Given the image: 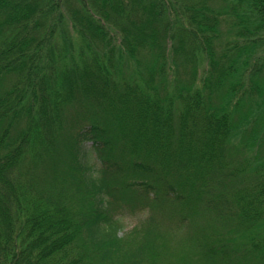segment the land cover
<instances>
[{
    "label": "trees",
    "instance_id": "obj_1",
    "mask_svg": "<svg viewBox=\"0 0 264 264\" xmlns=\"http://www.w3.org/2000/svg\"><path fill=\"white\" fill-rule=\"evenodd\" d=\"M212 1L0 0V264H264V0Z\"/></svg>",
    "mask_w": 264,
    "mask_h": 264
},
{
    "label": "rangeland",
    "instance_id": "obj_2",
    "mask_svg": "<svg viewBox=\"0 0 264 264\" xmlns=\"http://www.w3.org/2000/svg\"><path fill=\"white\" fill-rule=\"evenodd\" d=\"M216 8H218L220 5L221 7H223V4H219V2L217 0H213L211 2ZM212 5V6H213ZM224 19V17H221ZM223 25H225V23L223 22ZM222 41H221V45L224 44L225 41V37L222 36ZM248 155L251 153L250 151L246 152ZM149 211L148 208H145L143 210H139L134 212L133 214H124L123 215V222L125 223L124 228H128L130 229L132 226L135 225V223H140V221H144L146 219V216L148 215ZM200 221H203L202 217L200 219ZM173 240H168V247L166 249V251L164 253L160 252L159 257H158V262L157 264H179L180 261L174 251V249H176L175 247V243L177 241V239L180 237V234L177 233L173 236ZM173 244V246H172ZM188 254H190V252H188Z\"/></svg>",
    "mask_w": 264,
    "mask_h": 264
}]
</instances>
